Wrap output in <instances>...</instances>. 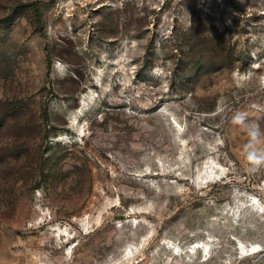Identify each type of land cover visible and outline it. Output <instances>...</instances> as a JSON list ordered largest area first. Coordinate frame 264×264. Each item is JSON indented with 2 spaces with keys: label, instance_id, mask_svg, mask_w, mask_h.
<instances>
[{
  "label": "rangeland",
  "instance_id": "rangeland-1",
  "mask_svg": "<svg viewBox=\"0 0 264 264\" xmlns=\"http://www.w3.org/2000/svg\"><path fill=\"white\" fill-rule=\"evenodd\" d=\"M0 264H264V0H0Z\"/></svg>",
  "mask_w": 264,
  "mask_h": 264
},
{
  "label": "bare ground",
  "instance_id": "bare-ground-1",
  "mask_svg": "<svg viewBox=\"0 0 264 264\" xmlns=\"http://www.w3.org/2000/svg\"><path fill=\"white\" fill-rule=\"evenodd\" d=\"M199 243H197L196 245H198ZM200 248V247H199ZM257 250L253 251V252H250V253H255ZM203 252L206 253V249H203ZM204 254V253H203Z\"/></svg>",
  "mask_w": 264,
  "mask_h": 264
}]
</instances>
